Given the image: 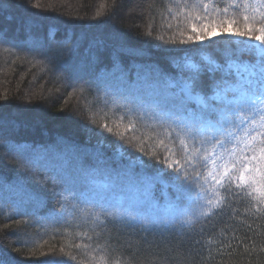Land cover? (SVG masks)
<instances>
[{
    "label": "trees",
    "instance_id": "16d2710c",
    "mask_svg": "<svg viewBox=\"0 0 264 264\" xmlns=\"http://www.w3.org/2000/svg\"><path fill=\"white\" fill-rule=\"evenodd\" d=\"M173 2L0 0V260L4 264L50 260L264 264V204L258 205L247 193L231 195L220 204L213 200L211 206H196L176 217L171 188L157 184L146 201L144 190L130 188L126 181L105 187L108 173L120 162L114 148L89 130L105 122L94 107L95 91L69 89L62 101L55 100L62 88L60 76L54 77L51 66L28 51L34 41L44 42L52 32L58 41L69 39L67 49H74L71 54L65 50L61 70L111 80L113 73L127 76L138 66H151L179 83L190 71L177 69L143 35L152 30L167 38L169 23L173 29L177 23L183 26L182 20L168 19L166 7ZM223 39L211 38L205 43L212 46L204 49L220 63L223 57L217 49L224 45L212 41ZM188 55L202 63L201 53ZM201 77L210 78L203 70ZM49 154L65 163L75 198L62 194L61 185L49 179L51 172L26 163ZM145 175L151 176V170ZM102 207L111 214L107 228L101 227Z\"/></svg>",
    "mask_w": 264,
    "mask_h": 264
},
{
    "label": "snow or ice",
    "instance_id": "6c2138e0",
    "mask_svg": "<svg viewBox=\"0 0 264 264\" xmlns=\"http://www.w3.org/2000/svg\"><path fill=\"white\" fill-rule=\"evenodd\" d=\"M166 11L169 20H182L183 26L177 23L173 29L169 23L167 38L152 30L143 35L177 69L190 71L179 83L151 66H138L127 76L113 73L111 80L61 70L65 50L71 54L74 49H67L69 39L58 41L52 32L28 51L50 65L54 77L60 76L55 100L62 101L69 89L95 91L94 107L105 122L89 130L114 148L120 162L108 173L105 187L126 181L130 188H142L146 201L157 184L171 188L176 217L196 206H211L213 200L226 202L231 195L247 193L264 204V0H174ZM217 30L224 39L212 43L224 45L217 49L223 63L204 53L212 46L205 42ZM190 52L201 53L202 63H195ZM202 70L208 80L201 77ZM89 123H95L91 117ZM26 163L51 172L49 179L61 185L62 194L75 198L72 178L59 157L37 155ZM148 170L151 176L145 175ZM101 215V227L107 228L111 214L102 207Z\"/></svg>",
    "mask_w": 264,
    "mask_h": 264
},
{
    "label": "rangeland",
    "instance_id": "374dc122",
    "mask_svg": "<svg viewBox=\"0 0 264 264\" xmlns=\"http://www.w3.org/2000/svg\"><path fill=\"white\" fill-rule=\"evenodd\" d=\"M217 36H224V34L221 33L219 30H217V32L211 38L217 37ZM256 43H258V42H256Z\"/></svg>",
    "mask_w": 264,
    "mask_h": 264
}]
</instances>
